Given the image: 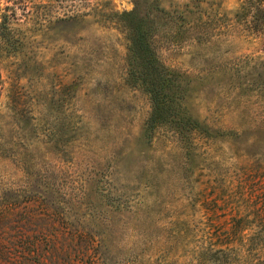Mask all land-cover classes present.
Segmentation results:
<instances>
[{
  "label": "rangeland",
  "instance_id": "374dc122",
  "mask_svg": "<svg viewBox=\"0 0 264 264\" xmlns=\"http://www.w3.org/2000/svg\"><path fill=\"white\" fill-rule=\"evenodd\" d=\"M242 2L0 0V197L39 199L10 225L41 251L0 264H264Z\"/></svg>",
  "mask_w": 264,
  "mask_h": 264
},
{
  "label": "trees",
  "instance_id": "16d2710c",
  "mask_svg": "<svg viewBox=\"0 0 264 264\" xmlns=\"http://www.w3.org/2000/svg\"><path fill=\"white\" fill-rule=\"evenodd\" d=\"M240 8L241 12L244 14L242 20H244V23H246L247 25H250L249 27L252 32V36L264 41V0H243ZM8 25H10L8 19L6 17H2V20L0 22V34L9 31ZM195 26L196 25H191V29H194ZM138 31H140V29ZM205 38L207 37L202 34H197L195 35V37H193V39L199 43L205 42L203 41L206 40ZM29 194L33 195L36 193L32 191ZM38 201L39 199L35 200L33 199V197H29V199L27 200L25 199V197H22L21 201H19L18 197L9 191L2 194V196L0 197V260L7 259L9 255L11 256L13 251L15 252V249L21 250L20 252H25L26 249L27 253L33 255H39V253L41 252L38 243L24 240V233L26 232L25 223H28V221L25 220L26 217L22 219L23 221L16 223L18 227H13L10 225L16 221L14 220V218L17 213L21 212V215H26V213H24V210L37 203ZM12 230H15L17 232L16 235H21L20 238L19 236H17V238H19L18 242H20V239L22 240V242L25 241L22 244L16 245V248L12 244L11 236H9V232H11ZM51 245L52 246L49 251L52 250L56 252V249H54V245Z\"/></svg>",
  "mask_w": 264,
  "mask_h": 264
}]
</instances>
